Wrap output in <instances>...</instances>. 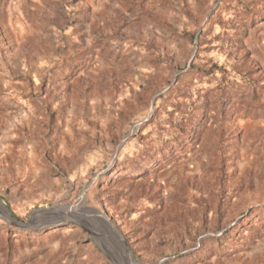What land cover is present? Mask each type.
<instances>
[{
  "label": "rangeland",
  "instance_id": "374dc122",
  "mask_svg": "<svg viewBox=\"0 0 264 264\" xmlns=\"http://www.w3.org/2000/svg\"><path fill=\"white\" fill-rule=\"evenodd\" d=\"M0 197V264H264V0H0Z\"/></svg>",
  "mask_w": 264,
  "mask_h": 264
},
{
  "label": "water",
  "instance_id": "95a60500",
  "mask_svg": "<svg viewBox=\"0 0 264 264\" xmlns=\"http://www.w3.org/2000/svg\"><path fill=\"white\" fill-rule=\"evenodd\" d=\"M0 202L4 205L3 207H4V210H5V212L7 213L8 217L12 218V215L10 214L9 209H8L7 206L3 203L1 197H0ZM12 219H13V218H12Z\"/></svg>",
  "mask_w": 264,
  "mask_h": 264
},
{
  "label": "trees",
  "instance_id": "16d2710c",
  "mask_svg": "<svg viewBox=\"0 0 264 264\" xmlns=\"http://www.w3.org/2000/svg\"><path fill=\"white\" fill-rule=\"evenodd\" d=\"M2 198V200H3V202H4V204H6V206H7V208L9 209V211H10V214L12 215V216H14V217H16L15 216V214L13 213V211L11 210V208H10V206H9V204L4 200V198L3 197H1Z\"/></svg>",
  "mask_w": 264,
  "mask_h": 264
}]
</instances>
